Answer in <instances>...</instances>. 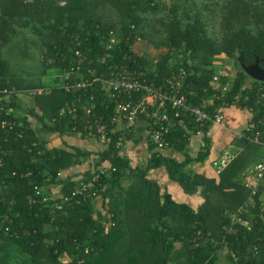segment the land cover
Here are the masks:
<instances>
[{"label": "trees", "instance_id": "1", "mask_svg": "<svg viewBox=\"0 0 264 264\" xmlns=\"http://www.w3.org/2000/svg\"><path fill=\"white\" fill-rule=\"evenodd\" d=\"M208 1L0 0V86L52 87L50 93L30 99L2 100L3 118L23 121L25 126L22 137L16 132L0 133V264H224V259L232 264H264L263 186L252 198L250 217L256 216L252 229L239 226L231 234L225 230L226 210L235 211L250 198L251 190L242 182L245 170L264 154V146L248 134L234 139L241 149L217 179L191 167L208 156L210 140L205 139L203 150L192 157L188 153L192 135L182 126L172 128L166 147L182 154L181 161L157 151L147 162L134 165L116 147L117 133L109 148L97 151L64 139L74 134L88 137L84 129L90 118L85 112L88 106L95 118L102 116L100 122L113 127L114 103L101 83L75 93L57 86L59 75L70 68L75 48H80L86 55L81 69L107 73L110 65L125 62L129 54L137 59V63L130 61V67L145 69L148 80L157 85L165 84L173 69L184 67L188 76L182 93L189 103L212 99L210 113L232 105L249 109L264 141V124L259 123L264 108L257 101L264 82L242 68L258 62L264 69V0ZM112 30L119 42L107 50ZM26 33L41 37L42 62L58 74L51 77L52 84L10 73L4 48ZM141 40L160 50L157 59L136 51ZM107 51L112 57L101 64L99 59ZM215 61L234 63L238 69L232 77L221 75ZM215 75L220 77L219 85ZM70 105L77 106L75 117L68 113ZM63 109L66 113L61 115ZM210 124L202 129L206 131ZM194 125L196 121L189 128L194 130ZM51 134L60 135L64 146H50ZM139 139L135 137L136 142ZM87 160L86 172L67 178L58 175ZM107 163L115 170L100 174L99 207L98 200L87 197L52 212L53 201L44 203L35 196V185L62 184V192L70 194ZM159 168L185 193L199 192L202 203L195 208L163 190L148 177L150 170Z\"/></svg>", "mask_w": 264, "mask_h": 264}, {"label": "built area", "instance_id": "2", "mask_svg": "<svg viewBox=\"0 0 264 264\" xmlns=\"http://www.w3.org/2000/svg\"><path fill=\"white\" fill-rule=\"evenodd\" d=\"M118 42L119 39L112 30L108 34L106 49H113ZM109 57H112V53L107 51L100 57V63H106ZM85 59V53L80 48H75V55L71 61L70 68L69 70L65 69L60 74L59 77L61 79L57 83V86H62L67 92L75 93L88 88H95L96 84L101 83L102 90L106 92L108 98L114 103V110L111 115L113 127L110 128L109 124L100 122L103 119L102 116L95 118L92 108L88 106L85 112L90 118L87 119L84 129L88 133V137L90 134L98 139L103 149L110 147V144L113 142V134L117 133L116 147L123 153L131 140V134L136 129L141 118L146 121L148 126L147 133L159 151L164 150L169 145L167 136L170 134L172 128L176 126L187 128L190 135L195 134L204 137L205 131L202 127L205 124H224L225 113L222 109H218L214 113L208 111V107L213 103L212 99H203L199 104L188 102L182 93L183 85L188 76V71L184 67H180L178 70L173 69L170 76L165 80V84L157 85L154 81L148 80L145 69L130 67V61L137 63V59H134L129 54L125 55V62L110 65L108 72L102 74H99L96 68L88 67L81 69V64ZM219 78L218 75L214 76V80L218 85L220 84ZM263 88L264 84L258 90L257 100L262 108H264ZM51 91L52 87L44 86L24 90L16 88L8 89L0 86V133L5 131L9 135L16 132L17 136L22 137L24 135L23 127L25 126L23 121L3 118V99L5 101L11 99L17 102L18 100L33 98L38 94H47ZM135 94H139V97H135ZM65 113L66 110L63 109L60 114L64 115ZM68 113H71L75 117L77 106H68ZM192 121H196V125L193 127L194 130L189 128ZM259 123L264 124V116L261 117ZM246 136L264 146L261 130L256 128L255 123L251 119L244 131L237 134V137L240 138ZM204 145L205 143H202V146ZM235 157V151L230 147L225 148L220 157L213 161L216 173L220 174ZM2 159L3 157L0 153V165L2 164ZM112 170L114 171L115 168L111 164H105L98 172L93 173L90 180L86 182L80 181L70 194L63 193L62 191L55 194L47 187L35 185V196L36 198L42 197L44 203L53 201L52 212L54 210H65L73 200L76 203H81L84 198L92 197L100 201L101 194L98 191L100 174L105 173L110 175ZM63 172L60 171L58 175L62 177ZM242 182L251 190V194L250 198L237 210H226L229 225L225 226V230L230 234L236 232L239 226H243L248 230L252 229V219L256 217L255 215L250 217L253 206L252 198L259 192L262 186L264 187V154L246 169ZM260 217L264 220L263 213L260 214ZM6 218L9 219L8 216Z\"/></svg>", "mask_w": 264, "mask_h": 264}, {"label": "crops", "instance_id": "3", "mask_svg": "<svg viewBox=\"0 0 264 264\" xmlns=\"http://www.w3.org/2000/svg\"><path fill=\"white\" fill-rule=\"evenodd\" d=\"M215 66L219 68V74L226 75L229 74L231 77L230 65H224L221 61H215ZM249 81L252 79L249 78ZM225 113V121L223 125L210 124L205 131L204 137L193 134L189 145H188V153L192 157H196V155L203 150L205 147L202 146V143H206L205 139L210 140L209 144V154L205 158L203 162H194L191 166L196 172L204 174L209 178H218L219 175L216 173L215 168L213 167V161L220 157L225 148L230 147L237 154L239 153L241 147L234 145L233 141L237 137V134L241 131H244L247 123L252 117V113L249 109H243L238 106L232 105L230 107L223 108ZM147 124L146 121L140 119L136 130L134 131L133 137L130 142L127 144L126 149L123 151V154L128 156L134 165H142L147 162L148 158L151 156L153 152L159 151L156 147L151 148L150 137L147 133ZM55 137L51 138V141L48 143L51 146H64L63 138L58 134H53ZM135 137H140L139 141H135ZM68 141L69 144L82 147L83 149L97 151L102 147L100 142L95 137H85L83 138L79 134L70 135L68 137H64ZM97 141L96 143L94 141ZM56 142L60 144H56ZM164 155L176 157L178 160H183L185 157L178 153L173 148H165L160 151ZM135 162V163H134ZM255 162H253L254 164ZM251 164V165H253ZM89 161H85L79 165H75L68 170L63 172L61 178H67L72 174L76 173H84L88 170ZM246 171V170H245ZM148 177L156 180L160 183L163 190H168L173 194L179 202H186L193 207H198L200 203H202L203 198L200 193H196L194 195L187 194L183 191L181 186L171 180L167 174V172L162 169H152L148 172ZM49 190L52 193L58 194L62 191V184H56L49 187ZM100 202V201H99ZM96 203V206L99 207L100 203ZM97 216V214L95 213ZM224 264H232V262L228 260H223Z\"/></svg>", "mask_w": 264, "mask_h": 264}, {"label": "rangeland", "instance_id": "4", "mask_svg": "<svg viewBox=\"0 0 264 264\" xmlns=\"http://www.w3.org/2000/svg\"><path fill=\"white\" fill-rule=\"evenodd\" d=\"M200 3H206L208 0H196ZM217 0H209L208 3H216ZM61 4H65L64 1ZM219 19V15L216 17ZM41 37L35 36L33 33L19 34L16 38V44L4 48V52L7 54V58L11 62V74L14 77H22L28 81L33 79L41 80L47 82L48 85L52 84V78L57 73L52 71V69H46L43 64V48L40 43ZM136 51L157 59L160 54V50L154 48L149 42L141 40L136 43ZM24 52H27L26 55H23ZM231 74L234 75L238 66L234 63H230ZM58 75V74H57ZM60 76V75H59ZM61 79V78H60ZM49 139L55 137L53 134L48 135ZM94 141V140H93ZM52 142L49 140V143ZM95 143L97 141H94ZM54 143V142H52ZM51 144V143H50ZM55 144V143H54ZM56 144H60L59 142ZM51 146V145H50ZM135 163V162H134ZM99 201L95 202L98 203Z\"/></svg>", "mask_w": 264, "mask_h": 264}, {"label": "water", "instance_id": "5", "mask_svg": "<svg viewBox=\"0 0 264 264\" xmlns=\"http://www.w3.org/2000/svg\"><path fill=\"white\" fill-rule=\"evenodd\" d=\"M242 68L253 79L264 81V69L259 66L258 62L249 66L242 65Z\"/></svg>", "mask_w": 264, "mask_h": 264}]
</instances>
